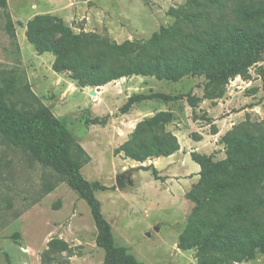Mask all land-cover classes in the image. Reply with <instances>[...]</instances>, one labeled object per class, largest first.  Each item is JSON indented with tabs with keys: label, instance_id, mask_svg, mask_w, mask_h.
I'll use <instances>...</instances> for the list:
<instances>
[{
	"label": "rangeland",
	"instance_id": "rangeland-1",
	"mask_svg": "<svg viewBox=\"0 0 264 264\" xmlns=\"http://www.w3.org/2000/svg\"><path fill=\"white\" fill-rule=\"evenodd\" d=\"M241 1L260 0H220L222 8L216 0L194 4L190 0H6L7 8L0 6V87L12 85L8 103L25 112L48 107L70 130L89 157L81 169L83 178L108 188L95 195L112 226L116 246L144 264H197V249L178 247L194 207L186 194L200 180V166L191 154L224 160L222 138L228 131L246 121L264 122L260 75L264 61L250 69L249 79L230 81L222 99L203 100L195 109L186 98L141 102L122 114L121 107L137 94L202 98L207 80L200 76L169 82L133 76L104 87L81 88L69 72L53 70L52 53L36 51L26 36L27 25L37 16L49 15L61 19L75 34L92 33L117 44L130 41L142 46L161 29L177 24L183 13L220 14ZM173 11H180L181 17ZM91 91L98 93L97 99ZM160 112L171 115L166 131L177 137L180 151L145 163L120 153L136 128L131 115L142 117L137 126ZM217 123L220 138H204L200 132L213 135ZM150 164L157 168L158 179L141 168ZM118 178L125 183L122 189L116 185ZM97 234L91 208L68 180L0 135V264H105ZM237 264H264V252Z\"/></svg>",
	"mask_w": 264,
	"mask_h": 264
},
{
	"label": "trees",
	"instance_id": "trees-1",
	"mask_svg": "<svg viewBox=\"0 0 264 264\" xmlns=\"http://www.w3.org/2000/svg\"><path fill=\"white\" fill-rule=\"evenodd\" d=\"M216 2L223 7L220 0ZM0 6L7 8L6 0H0ZM173 13L181 17L180 11ZM201 14L183 13L177 24L161 29L142 46L130 41L117 44L92 33L75 34L61 19L49 15L29 21L26 36L39 54L55 56L56 73L69 72L81 88L104 87L133 76L169 82L205 76L202 98L192 94H137L128 98L120 112L127 114L144 101L168 103L184 98L195 109L203 100L222 99L230 81L249 79L250 69L264 61V0L241 1L220 14ZM8 24L12 28L9 16ZM260 75L264 79V68ZM11 92L10 83L0 87V135L65 177L87 202L97 227V244L106 253L105 264H144L116 246L112 226L95 195L108 188L83 178L81 169L89 157L70 130L48 107L25 112L10 105L7 98ZM171 119L170 114L160 112L143 120L119 152L138 163L175 155L181 147L177 137L166 131ZM214 129L213 135L218 133ZM222 143L226 147L224 160L191 154L200 166V180L186 194L194 207L178 247L197 249V264L243 263L264 252V122L246 121L234 126ZM141 168L159 178L153 164Z\"/></svg>",
	"mask_w": 264,
	"mask_h": 264
},
{
	"label": "crops",
	"instance_id": "crops-1",
	"mask_svg": "<svg viewBox=\"0 0 264 264\" xmlns=\"http://www.w3.org/2000/svg\"><path fill=\"white\" fill-rule=\"evenodd\" d=\"M156 102H157V100H153V101H144V102H142V103H144V104H156ZM139 104H141V103H137V104H135L134 106H133V108H136V106L137 105H139ZM139 117H137V116H132L131 115V118H130V120H132V122H133V124L135 123V125H134V128L136 127V122H138L140 119H138ZM138 119V120H137ZM214 122H219L218 120L217 121H214ZM216 124V123H215ZM218 125H217V127H218V133L217 134H215V135H210V136H208L207 135V133H202V132H200L201 134H202V136H204V138L205 137H211L213 140H218V138H220V136L222 135V131H221V125H219V123H217ZM177 135V134H176ZM194 144H195V142H194ZM194 148V147H193ZM195 173H198V172H195Z\"/></svg>",
	"mask_w": 264,
	"mask_h": 264
},
{
	"label": "water",
	"instance_id": "water-1",
	"mask_svg": "<svg viewBox=\"0 0 264 264\" xmlns=\"http://www.w3.org/2000/svg\"><path fill=\"white\" fill-rule=\"evenodd\" d=\"M91 94H92V95H95L96 93H95V91H91ZM116 185H117V187H118L119 189H122V188L125 186V183H124L123 179L118 178V179L116 180Z\"/></svg>",
	"mask_w": 264,
	"mask_h": 264
},
{
	"label": "bare ground",
	"instance_id": "bare-ground-1",
	"mask_svg": "<svg viewBox=\"0 0 264 264\" xmlns=\"http://www.w3.org/2000/svg\"><path fill=\"white\" fill-rule=\"evenodd\" d=\"M90 93H91V92H90ZM95 93H96L95 95H92V94H91V95H92V97H93L94 99H97V97H98V93H97L96 91H95Z\"/></svg>",
	"mask_w": 264,
	"mask_h": 264
}]
</instances>
